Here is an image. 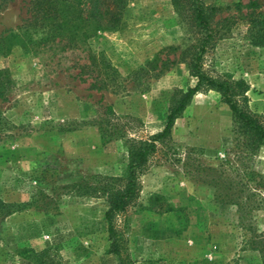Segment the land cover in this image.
Listing matches in <instances>:
<instances>
[{"label":"rangeland","instance_id":"obj_1","mask_svg":"<svg viewBox=\"0 0 264 264\" xmlns=\"http://www.w3.org/2000/svg\"><path fill=\"white\" fill-rule=\"evenodd\" d=\"M29 1L0 0V201L12 206L0 221V264H118L105 197L66 187L124 177L128 141L161 131L177 94L195 86L182 53L200 34L188 0H129L123 29L89 42L118 72L116 91L92 90L76 78L78 52L32 55L5 42L28 17ZM201 1L214 8L216 32L203 70L243 80L248 110L264 120V0ZM156 56L158 66L174 63L144 70ZM113 125L119 135L104 141L100 126ZM171 140L141 175L136 203L116 219L132 264H264V249L250 245L255 237L264 248V188L248 192L247 176L248 168L264 176V146L248 159L213 90L192 98ZM219 171L239 182V193L221 187L224 201Z\"/></svg>","mask_w":264,"mask_h":264},{"label":"trees","instance_id":"obj_2","mask_svg":"<svg viewBox=\"0 0 264 264\" xmlns=\"http://www.w3.org/2000/svg\"><path fill=\"white\" fill-rule=\"evenodd\" d=\"M128 2L129 0H30L28 17L22 21L16 32L10 33L5 42L17 44L32 55H38L43 51H53V55L78 52L83 56L79 55L73 63V68L77 70L76 78L81 82L90 81L92 90L116 91L118 72L102 53L91 50L89 42L102 34L123 29L125 25L123 14ZM188 3L190 19L200 35L196 44L182 53V59L190 75L196 79L195 86L177 94L168 109L166 122L161 131L145 140L128 141V164L124 177L103 178L102 185L99 186L81 183L66 187L73 189L77 194L101 192L105 197L108 208L104 219L111 242L110 253L117 258L118 264H132V261L117 234L116 219L136 203L140 193L139 179L154 157L161 149L171 150V130L174 122L197 93L213 90L220 95L222 102L231 112L234 133L241 139L248 159L264 146V120L248 110L246 96L249 91L248 85L243 80L214 78L203 70L204 55L216 36L210 22L214 8L205 6L201 0H188ZM167 49L176 50L172 47ZM158 61L159 58L156 56L143 69L151 71L159 67V72H163L168 64L174 63L164 60L158 66ZM5 75L4 71H0V76ZM100 132L102 139L107 142L115 139L120 133L115 125L108 129L100 126ZM172 154H175V151ZM247 176L248 184L253 183L248 185V192L264 188V176L250 168ZM217 183L219 187L215 186L218 189L217 197L222 201L228 196V193L222 194L224 192L222 189H226L227 192L235 190L234 193H239L237 188L239 182L225 179L224 172H218ZM236 200L232 202L235 203ZM11 209L12 206L0 201V221L12 214ZM248 209L252 210L251 207ZM250 245L251 249L261 253L264 249L255 237L250 240Z\"/></svg>","mask_w":264,"mask_h":264}]
</instances>
